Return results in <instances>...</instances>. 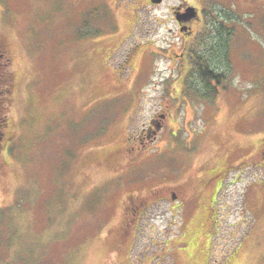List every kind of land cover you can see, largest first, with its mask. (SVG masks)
Wrapping results in <instances>:
<instances>
[{
  "label": "rangeland",
  "instance_id": "374dc122",
  "mask_svg": "<svg viewBox=\"0 0 264 264\" xmlns=\"http://www.w3.org/2000/svg\"><path fill=\"white\" fill-rule=\"evenodd\" d=\"M0 49V264H264V0H0Z\"/></svg>",
  "mask_w": 264,
  "mask_h": 264
},
{
  "label": "flooded vegetation",
  "instance_id": "af4514ba",
  "mask_svg": "<svg viewBox=\"0 0 264 264\" xmlns=\"http://www.w3.org/2000/svg\"><path fill=\"white\" fill-rule=\"evenodd\" d=\"M186 8H188V6H183L180 5L178 7H174L173 9V13L175 15H179L181 22H176V20L174 19V23L176 25V40L174 39V42L172 44L169 45L170 47V52H174L176 49L180 50V57L184 60V58L187 56L190 57L192 55H190L191 50H190V46L191 44H193L191 41H193L195 39V25L196 23L200 20V12L201 9H197L196 7V16L194 19H187V16H184L186 14ZM0 59H2L3 56H5V52L0 49ZM177 55L175 54V57ZM184 62H188L187 60H185ZM129 209L132 211V207L129 206ZM130 211V212H131Z\"/></svg>",
  "mask_w": 264,
  "mask_h": 264
},
{
  "label": "trees",
  "instance_id": "16d2710c",
  "mask_svg": "<svg viewBox=\"0 0 264 264\" xmlns=\"http://www.w3.org/2000/svg\"><path fill=\"white\" fill-rule=\"evenodd\" d=\"M92 12L95 13V11H92ZM220 25L221 26H216V27L220 28V30L223 32V35H224V33H225L224 29H223L224 28V24H220ZM205 42H206V40H204V43ZM225 48H226V46H225ZM225 48H224V50H227ZM212 50L213 49L210 48V47H208V49L206 47H204V50L202 52H200V53H202L203 56L198 55L199 52H197V50H195L194 53H192V56H194L195 59L200 60L202 58L208 57L209 55L211 56ZM192 56H190V57H192ZM197 60H195V61H197ZM0 61L4 62L5 64L7 63V61L10 62V60L7 58L6 55L3 56L2 59H0ZM194 68H195V71H194L193 76L198 80V82L203 83L205 85V87H204L205 91L202 92V95H200V96L204 97V98L217 96L219 92H216V89L214 91V86L212 87V85H213V82H215L219 87H221L220 80H223V77H224L223 74H222V76H219L210 67L209 68H203V67H201V65L200 66H194ZM1 78L2 77H1V73H0V79ZM2 81L3 80H0V101L2 100V98H5V95H7V93L9 92L8 88L2 86L3 85ZM211 81H212V83H211ZM209 84H210L211 88H210V86H208ZM1 103H2V101H1ZM2 109H3V107L0 108V110H2ZM3 125H4V118H1V116H0V128Z\"/></svg>",
  "mask_w": 264,
  "mask_h": 264
},
{
  "label": "water",
  "instance_id": "95a60500",
  "mask_svg": "<svg viewBox=\"0 0 264 264\" xmlns=\"http://www.w3.org/2000/svg\"><path fill=\"white\" fill-rule=\"evenodd\" d=\"M154 5H158L162 2V0H150ZM184 16H187V19H193L196 16V10L193 7L186 8V14ZM175 18L178 22H181L180 16L175 15Z\"/></svg>",
  "mask_w": 264,
  "mask_h": 264
}]
</instances>
